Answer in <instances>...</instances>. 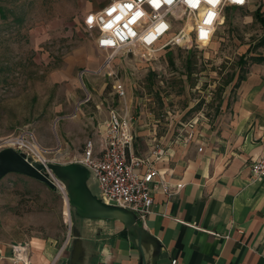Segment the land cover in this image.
<instances>
[{
  "label": "rangeland",
  "instance_id": "374dc122",
  "mask_svg": "<svg viewBox=\"0 0 264 264\" xmlns=\"http://www.w3.org/2000/svg\"><path fill=\"white\" fill-rule=\"evenodd\" d=\"M85 1L0 0V150L7 139L33 130L38 144L49 149L43 152L47 159L70 163L80 155L101 118L109 115L112 106L124 107V103L134 116L140 115L138 111L152 112L149 118L157 119L162 127L197 115L212 119L223 92L236 82L228 83L231 75L246 72L247 65L238 64L240 57L264 34V24L254 16L259 4L264 14V0H254L246 8L229 6L224 24L207 46L184 49L174 45L142 60L120 51L114 53L110 66L98 70L87 61L88 53L96 54L101 62L111 51L96 48L81 23L79 8ZM102 1L109 0H89L94 9ZM261 48L252 50L260 54ZM69 58L67 74L63 69ZM116 80L125 84L132 103L128 97L119 102ZM100 101L104 111L92 119ZM66 128L69 132H62ZM26 141L44 160L41 147ZM63 191L16 172L3 177L0 243L61 240L70 227V206Z\"/></svg>",
  "mask_w": 264,
  "mask_h": 264
},
{
  "label": "crops",
  "instance_id": "0c3cea01",
  "mask_svg": "<svg viewBox=\"0 0 264 264\" xmlns=\"http://www.w3.org/2000/svg\"><path fill=\"white\" fill-rule=\"evenodd\" d=\"M109 2L102 1L96 9ZM93 6L89 0L80 6L78 17L83 25L86 14L96 11ZM93 44L98 48L95 40ZM260 47V54L250 55H262L263 60L248 62L243 81L223 92L212 119L197 115L162 127L157 119L149 118L152 112L132 114L133 153L144 157L163 147L165 153L155 164L156 181L185 185L169 194L161 188L153 191L152 213L145 225L137 219L141 236L136 232L130 237L119 217L83 218L68 205L67 234L61 240H30L29 264H143L145 260L148 264H264V178H252L250 169L264 152V46ZM88 55L87 61L98 70L112 62L108 58L99 62L93 52ZM70 62L64 73L70 74ZM126 93L132 103L127 89ZM102 104L96 103L92 119L103 113ZM109 117L110 113L103 116L89 136L96 140L97 149ZM62 132L68 133L69 128ZM138 171L144 173V168ZM90 188L101 198L96 178ZM146 234L151 238L145 240ZM11 255V245L0 243V264H24L12 263Z\"/></svg>",
  "mask_w": 264,
  "mask_h": 264
},
{
  "label": "built area",
  "instance_id": "2783aa9c",
  "mask_svg": "<svg viewBox=\"0 0 264 264\" xmlns=\"http://www.w3.org/2000/svg\"><path fill=\"white\" fill-rule=\"evenodd\" d=\"M253 1L111 0L96 11L88 12L84 18V25L98 48L111 51L108 59H112L114 53L120 51L124 54L131 52L140 60L150 59L157 54L156 52L173 45L190 49L211 44L216 29L225 22L226 9L229 6L245 8ZM114 87L118 98L126 102L124 83L116 80ZM109 113L110 117L105 127L106 135L100 140V148L97 149L94 138L88 137L80 157L74 161L86 165L94 173L100 188V197L105 202L132 209L145 225L155 202L153 191L161 188L169 194L182 189L185 185L156 181L159 171L155 164L165 153L163 147L155 148L144 157L133 153L135 140L133 115L125 103L124 107L113 106ZM23 138L39 145L34 131L26 130L7 139L1 146L5 148L12 146L29 156L30 153L23 149L27 148L38 158L36 161L45 163L53 161L43 154L49 149L39 145L45 159L43 160L30 144L22 142ZM13 139L16 141L12 142ZM140 168H144V173L138 171ZM250 169L252 178H264V152L251 163ZM55 182L59 188L60 183L63 184L57 178ZM11 249L12 263L29 264L28 244L13 243Z\"/></svg>",
  "mask_w": 264,
  "mask_h": 264
},
{
  "label": "water",
  "instance_id": "95a60500",
  "mask_svg": "<svg viewBox=\"0 0 264 264\" xmlns=\"http://www.w3.org/2000/svg\"><path fill=\"white\" fill-rule=\"evenodd\" d=\"M12 172L42 181L54 190L60 189L55 182L57 178L66 189L70 208H73L81 217H119L125 222L130 237L133 238L136 232H139V236L142 234L137 222L138 216L132 209L109 204L94 194L90 188V182L95 179L94 173L79 161L40 162L11 146L0 150V180ZM146 237L151 238L147 234L144 238ZM143 264L148 262L145 260Z\"/></svg>",
  "mask_w": 264,
  "mask_h": 264
},
{
  "label": "trees",
  "instance_id": "16d2710c",
  "mask_svg": "<svg viewBox=\"0 0 264 264\" xmlns=\"http://www.w3.org/2000/svg\"><path fill=\"white\" fill-rule=\"evenodd\" d=\"M0 13H3L2 12V8L0 7ZM255 19L257 21H261L263 24H264V14H262L261 12V6L260 4L257 5V8L255 10ZM260 46H264V34L263 36L260 38V40L254 45V46H250L247 50V52L245 54H243L239 61H238V64L239 65H247L249 61H253V62H260L261 60H263V56L260 55V56H255V55H250L251 52H253V48H260ZM245 73H239L237 78H236V86H238L244 79ZM235 77V74H232L231 75V78L228 80V83H230L231 81H233Z\"/></svg>",
  "mask_w": 264,
  "mask_h": 264
},
{
  "label": "bare ground",
  "instance_id": "6f19581e",
  "mask_svg": "<svg viewBox=\"0 0 264 264\" xmlns=\"http://www.w3.org/2000/svg\"><path fill=\"white\" fill-rule=\"evenodd\" d=\"M14 141H16V139H13V140H12V142H14ZM22 142H25V143H26L27 141L23 138V139H22ZM32 145H33V144H32ZM33 146H35V145H33ZM36 151H37V150H36ZM37 153L40 155V153H39L38 151H37ZM44 160H45V159H44ZM60 184H61V183H60ZM61 186L64 187L63 184H61Z\"/></svg>",
  "mask_w": 264,
  "mask_h": 264
}]
</instances>
